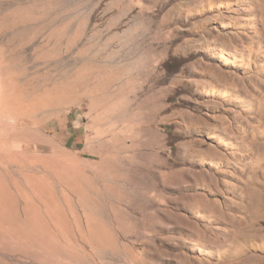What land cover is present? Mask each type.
<instances>
[{
    "label": "rangeland",
    "instance_id": "rangeland-1",
    "mask_svg": "<svg viewBox=\"0 0 264 264\" xmlns=\"http://www.w3.org/2000/svg\"><path fill=\"white\" fill-rule=\"evenodd\" d=\"M87 63L107 99L7 108ZM0 72V264H264V0H0Z\"/></svg>",
    "mask_w": 264,
    "mask_h": 264
},
{
    "label": "bare ground",
    "instance_id": "bare-ground-1",
    "mask_svg": "<svg viewBox=\"0 0 264 264\" xmlns=\"http://www.w3.org/2000/svg\"><path fill=\"white\" fill-rule=\"evenodd\" d=\"M123 55H121V56H123ZM126 56H128V53ZM122 60H124V59H122ZM100 67L101 66L97 63L96 64L87 63V64L83 65L81 68H79V70L76 71V73L73 74V76H71V78L67 81V83H65L64 85L56 86L50 90H46V91L44 90V92L41 94L36 93V92L30 93L25 88H23L21 86H16L15 92L13 93L14 99H12L10 101L7 100L6 106L8 109L10 108L9 110L14 112V113L21 112V111L36 112L37 110H39L40 108H42L44 106H51L55 103L60 102L62 100L61 98H62L63 94H68V95L74 97L75 99L77 97H79L80 95H83V96L84 95H89V96L92 95V97L97 102H101V101L107 99L106 96H104V94H103L104 92H106L105 89H107V85L99 81L101 78ZM103 67H104V65H103ZM133 73H136V72H133ZM15 83H17V82H15ZM15 83H13V84H15ZM9 90L10 89L8 88V91ZM106 94H108V93H106ZM153 148L156 149L155 147H153ZM57 152H58V150H56V152H54V154H52L49 158L46 159V163L48 164L47 165L48 166L47 172L43 175L30 174L29 180H32L33 182L39 184L38 189H37L39 196H40L39 198H41V200L42 199L48 200L49 201L48 204H47V201L44 202V203H46V207H48L49 208L48 210H51L53 214L57 213L58 217H56V218H59V215L61 214V211H60L61 207L58 204L60 202V198L57 194V190H55L56 188L52 184V179L55 178V180H57L66 189H68L71 192L78 193L82 197V195L84 193L83 191H87L84 189H88V191L93 189V187L95 185L96 175L86 173V171H84L80 167L74 165V163L70 159L62 157L61 155L59 156V154H57ZM75 160H76V158H75ZM78 163H79V161H78ZM61 196L64 197L65 199H67V196H66V194H64L63 191L61 192ZM32 205H33V203H32ZM34 210H35V213L34 212L33 213L35 215V219H37V221H38L39 228L42 231H44L46 234H48L49 233L48 226H47L46 222L44 221V219L42 218V215L39 214V212L36 208H34ZM91 226L92 225H90V227ZM88 229L92 233V229H90V228H88ZM99 230L105 231L106 228L99 226ZM105 235L106 234H104V236ZM107 235H108V233H107ZM94 237H95V235H94Z\"/></svg>",
    "mask_w": 264,
    "mask_h": 264
}]
</instances>
